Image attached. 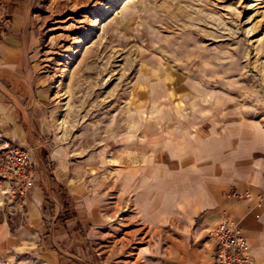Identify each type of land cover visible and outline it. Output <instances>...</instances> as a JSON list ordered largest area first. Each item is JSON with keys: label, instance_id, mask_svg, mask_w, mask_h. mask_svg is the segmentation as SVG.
<instances>
[{"label": "crops", "instance_id": "0c3cea01", "mask_svg": "<svg viewBox=\"0 0 264 264\" xmlns=\"http://www.w3.org/2000/svg\"><path fill=\"white\" fill-rule=\"evenodd\" d=\"M22 3L0 0V142L27 147L37 174L24 206L0 190V264H215L210 232L225 212L247 264H264V86L202 109L145 101L98 186L39 128L51 84Z\"/></svg>", "mask_w": 264, "mask_h": 264}, {"label": "rangeland", "instance_id": "374dc122", "mask_svg": "<svg viewBox=\"0 0 264 264\" xmlns=\"http://www.w3.org/2000/svg\"><path fill=\"white\" fill-rule=\"evenodd\" d=\"M22 10L51 84L39 128L70 163L95 168L98 186L145 101L202 109L239 84L264 86V0H23Z\"/></svg>", "mask_w": 264, "mask_h": 264}, {"label": "built area", "instance_id": "2783aa9c", "mask_svg": "<svg viewBox=\"0 0 264 264\" xmlns=\"http://www.w3.org/2000/svg\"><path fill=\"white\" fill-rule=\"evenodd\" d=\"M36 166L30 150L10 139L0 142V190L5 201L24 206L36 179ZM232 196L243 193L233 191ZM215 264H247L252 257L238 220L225 212L210 232Z\"/></svg>", "mask_w": 264, "mask_h": 264}]
</instances>
